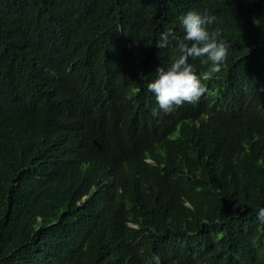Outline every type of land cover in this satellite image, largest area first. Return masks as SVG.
I'll return each instance as SVG.
<instances>
[{
	"label": "trees",
	"instance_id": "obj_1",
	"mask_svg": "<svg viewBox=\"0 0 264 264\" xmlns=\"http://www.w3.org/2000/svg\"><path fill=\"white\" fill-rule=\"evenodd\" d=\"M189 11L228 55L165 114ZM261 207L264 0H0V264H264Z\"/></svg>",
	"mask_w": 264,
	"mask_h": 264
},
{
	"label": "clouds",
	"instance_id": "obj_2",
	"mask_svg": "<svg viewBox=\"0 0 264 264\" xmlns=\"http://www.w3.org/2000/svg\"><path fill=\"white\" fill-rule=\"evenodd\" d=\"M216 19L215 15L197 11H189L180 18L184 33L178 41L180 55L167 68L158 67L155 78L147 86V90L154 94L159 109L165 114L170 113L175 106L199 101L206 90L202 79L219 72L227 58L229 46L219 38V32L209 31ZM172 40H177L172 30L162 32L156 47L164 49ZM190 58H199L202 64L210 65L203 77L197 75L189 63ZM257 212L258 219L264 221V207Z\"/></svg>",
	"mask_w": 264,
	"mask_h": 264
}]
</instances>
